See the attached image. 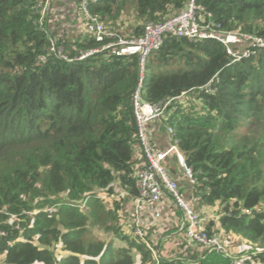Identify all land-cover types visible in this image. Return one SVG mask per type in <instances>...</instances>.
I'll return each instance as SVG.
<instances>
[{
	"label": "trees",
	"instance_id": "1",
	"mask_svg": "<svg viewBox=\"0 0 264 264\" xmlns=\"http://www.w3.org/2000/svg\"><path fill=\"white\" fill-rule=\"evenodd\" d=\"M186 2L95 0L88 10L116 34L130 13L134 37ZM195 2L226 29L264 36V0ZM66 3L0 0V254L4 264H155L148 235L122 227L144 160L135 156L138 57L112 49L81 57L102 43L79 0ZM140 98L170 101L162 119L190 169L193 207L217 213L203 220L207 232L239 236L248 261L264 264V47L232 62L214 39L167 35L145 60ZM95 224L125 245L85 238ZM197 246L198 255L177 248L160 262L227 263Z\"/></svg>",
	"mask_w": 264,
	"mask_h": 264
},
{
	"label": "built area",
	"instance_id": "2",
	"mask_svg": "<svg viewBox=\"0 0 264 264\" xmlns=\"http://www.w3.org/2000/svg\"><path fill=\"white\" fill-rule=\"evenodd\" d=\"M93 1L95 0H79L81 14L85 21L86 30L92 32L96 40L102 44L100 47L83 53L81 57L92 52L112 49L117 55L136 54L140 66V79L133 93V106L139 147L142 150L144 160L135 166L133 172L135 186L138 190V196L133 199L135 214L139 215L144 207L155 216L161 212L159 211L160 204H166L165 201L169 200L171 207H175L179 211L180 229L187 240L201 245L209 251L215 250L222 253L228 259L226 264H255L248 261L251 253L236 254L225 246V241L221 240L218 234H209L203 223L205 218L193 207L192 202H197L196 199L192 197L191 201L180 193L177 180L170 176L164 165L166 156L174 153L190 183H193V179L176 144L173 143L165 150H155L149 146L146 125L151 119L161 116L170 101L158 104L143 102L140 98V80L147 56L160 46L163 38L167 35L184 36L193 40L214 39L223 45L232 62L253 54L258 48H263L264 36L239 29H226L195 0H187L180 10L163 20L147 21L141 35L123 37L107 30L103 23L90 13L88 4ZM49 3L48 0V6ZM112 36L111 40L105 41L106 38ZM168 131H172L171 127H168ZM83 206L84 203H81V207ZM47 209L52 211L51 208ZM167 215L168 213L164 216L165 220ZM134 220L136 221V218L124 220L122 227L126 231L144 237L145 232ZM148 246L156 259L155 264H162L160 261L163 257L158 254V248H154L150 243Z\"/></svg>",
	"mask_w": 264,
	"mask_h": 264
},
{
	"label": "rangeland",
	"instance_id": "3",
	"mask_svg": "<svg viewBox=\"0 0 264 264\" xmlns=\"http://www.w3.org/2000/svg\"><path fill=\"white\" fill-rule=\"evenodd\" d=\"M49 2H50L49 4H51L52 0H49ZM118 23H119L118 26H115V29H116L115 31L120 36L128 37V35H130L132 32V27L135 24V19L131 16L130 13L124 14L122 21L119 20ZM183 100H184V98H183ZM174 171L176 174L175 175L171 174V175L174 179L177 180V182L179 184V177H182V173L179 170V168H177ZM122 195H123V192H120V196H117L119 198V200H121V202H122ZM129 204H131L130 207H129ZM126 205H128L127 208L125 207ZM81 209L84 212H87L89 208L85 206V207H82ZM123 209L126 212V216L122 220L124 221L128 218L133 220V218H136L137 223L139 224V226H141V228L145 232L146 237L148 235L149 240H150L149 243L151 245H153L154 248L155 247L158 248V254L161 257L168 258L171 255V253H173L177 250L176 240L175 241H172L170 239H162L161 240V235H165V234H168L171 232L170 230H168V228L166 226L167 222H165V218L163 215L164 213L158 212L155 216H153L152 214L149 213L147 208L143 207L141 210L142 212L140 211L139 215H137V214H135V209H134V206L132 205L131 202L124 203ZM174 209H175V207L174 208H168V211H169V213L177 216L176 210H174ZM136 221L134 220L135 223H136ZM153 234H154V236H153ZM113 237L114 236L112 235L111 230L106 229L103 225H100V224H95V226L89 225V229L87 230V233L85 235V238H100L104 241H106L110 238H113ZM184 238H185L184 233H181L178 236V239H180V240H183ZM237 241H240L241 243H244V244L246 243L242 238H239V236H235L234 239L233 238H231V239L226 238L225 246L228 249H230L232 252L239 254L243 250L240 249L239 252H237V250L235 251L234 247H236V246L239 247ZM188 243H189V245H195V244L191 243V241L190 242L188 241ZM248 251H250V250H248ZM248 251H246V252H248ZM55 252L57 253L58 250H55ZM57 254H60V253H57ZM2 256H3V254H0V264H4Z\"/></svg>",
	"mask_w": 264,
	"mask_h": 264
},
{
	"label": "crops",
	"instance_id": "4",
	"mask_svg": "<svg viewBox=\"0 0 264 264\" xmlns=\"http://www.w3.org/2000/svg\"><path fill=\"white\" fill-rule=\"evenodd\" d=\"M69 1L72 3L73 0H67V3ZM67 3H66V5H67ZM163 121L164 120L162 119V115H161V116H159L157 118L151 119L146 125V134H147L148 144H149V146L151 148H153L155 150H165L169 146L172 145L170 132L168 131V128L165 126ZM135 156L138 159L142 156V150H141V148L139 146L136 147ZM164 165H165V167H166V169H167V171H168V173L170 175L171 174L175 175L176 173H175L174 170L179 168V170L182 173V177H179V184L181 186V189H182L183 193L185 194V197L192 201V197L193 196L190 194V185H191V183H190L189 179L187 178V176L184 174V171L181 168V166L177 163L176 156L174 155V153H170V154H168L166 156V158L164 160ZM165 203L166 204H160L159 211L164 213L163 214L164 216H165V214L168 213V215L166 216L165 222H167L166 226H167L168 230H170L171 232L168 233V234H165V235H161V240L162 239H170L172 241L176 240L177 248H179L180 251L183 250V252L181 254L198 255L199 254V250L197 248V244H195L196 246L195 245H187L186 247H184V246L182 247L183 241L178 239V236L181 233H183V231L180 229V221H179L180 214H179V216H175V215L169 213L168 208H173V207H171V204H170L169 200H166ZM130 205L131 204H129V207H130ZM127 206L128 205H126L125 207L127 208ZM200 213L203 216V218H205V219L209 218V217L212 218L213 220L217 219L216 218L217 213H216L215 209H210V208L207 209V208L204 207L201 210ZM153 236H154V234H153ZM108 240L113 241V243H114V245L116 247L125 245V242L118 240L117 237L116 238L113 237V238H110ZM108 240H106L105 242H107ZM225 241H226V239H225ZM237 243H238L239 247H237V246L234 247L235 251L237 250V252H239L240 249L244 250V249L248 248L246 243L244 244V243H241L240 241H237ZM247 251H248V249H247ZM176 252L178 254V251H176ZM246 253H248V252H246ZM2 258H3V256H2ZM171 258H172V256L170 255L166 259L170 260ZM136 262L137 263L139 262V258L138 257L136 258Z\"/></svg>",
	"mask_w": 264,
	"mask_h": 264
}]
</instances>
